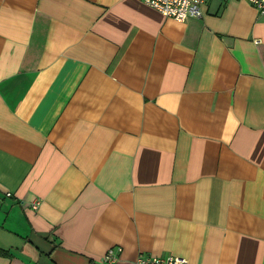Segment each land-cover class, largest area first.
Instances as JSON below:
<instances>
[{
  "label": "crops",
  "instance_id": "crops-1",
  "mask_svg": "<svg viewBox=\"0 0 264 264\" xmlns=\"http://www.w3.org/2000/svg\"><path fill=\"white\" fill-rule=\"evenodd\" d=\"M202 12L0 0V264H264V18Z\"/></svg>",
  "mask_w": 264,
  "mask_h": 264
},
{
  "label": "built area",
  "instance_id": "built-area-1",
  "mask_svg": "<svg viewBox=\"0 0 264 264\" xmlns=\"http://www.w3.org/2000/svg\"><path fill=\"white\" fill-rule=\"evenodd\" d=\"M205 1L206 0H142L149 8L177 22H183L188 18H201L203 15L202 7ZM237 1H246L250 3L258 10L259 15L264 18V0ZM37 206V202L32 204L33 209H36ZM120 252V247L112 248L106 252L102 261L106 264H117ZM135 264H186V260L171 255L165 257L139 256Z\"/></svg>",
  "mask_w": 264,
  "mask_h": 264
}]
</instances>
